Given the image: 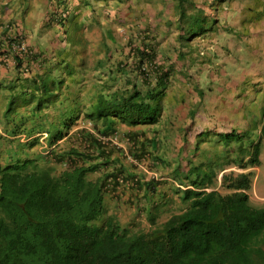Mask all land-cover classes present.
Returning <instances> with one entry per match:
<instances>
[{
  "label": "trees",
  "instance_id": "16d2710c",
  "mask_svg": "<svg viewBox=\"0 0 264 264\" xmlns=\"http://www.w3.org/2000/svg\"><path fill=\"white\" fill-rule=\"evenodd\" d=\"M224 1L35 0L39 27L25 8L23 27L4 25L0 264H264V204L249 195L264 123L256 139L222 121L232 81L190 85ZM205 99L218 114L197 128Z\"/></svg>",
  "mask_w": 264,
  "mask_h": 264
},
{
  "label": "rangeland",
  "instance_id": "374dc122",
  "mask_svg": "<svg viewBox=\"0 0 264 264\" xmlns=\"http://www.w3.org/2000/svg\"><path fill=\"white\" fill-rule=\"evenodd\" d=\"M20 1L25 2V0ZM27 2L28 1H26V3ZM225 3L228 9L226 10L224 8L225 12H222L221 9L219 16H224V13H226V19L229 23L228 25L230 26L226 32L228 44H225L226 40L220 41L216 38L215 41H213L212 38L208 41L201 42V51L204 52V50L207 49L205 53H211V56L209 55V59H204L205 63L203 67L206 68H204L203 71H200L199 74L198 66L195 69L193 68L195 71L191 70L194 81L190 83V85L192 86V89L196 86L207 87L208 85L214 86L215 89H217L220 85H222V78L223 81H232L235 83L239 87L238 94L241 93L242 95V97L241 95H237V99L241 98L240 101H242V105L250 110L252 115L251 118L248 119V125L234 124L233 126L235 129L246 132L248 135L250 134L253 138L257 139L264 122V0H225L224 4ZM32 9L33 8L30 10ZM42 11L44 10L35 8V13L33 15L34 18L29 19L27 16L26 22L28 25L32 24V19L35 22V25L40 24V20L43 17V14L41 13ZM108 11L111 13V16L118 15L121 18H131L132 16L130 12L126 11L123 5L119 8L112 5L111 10ZM167 12L170 11L167 10ZM155 13L156 12L153 11L149 15L150 22L153 25H156L157 17L155 16ZM107 20V13L104 12L102 15V22L104 25L110 22L109 20L107 23ZM1 24L3 23H0V25ZM159 24L162 25L161 29H159L161 31L166 25H163L162 22ZM113 28L116 37L123 43H126L128 36L131 34L128 28L118 24H115ZM216 34H219V32H216ZM88 36L95 44V42L101 38V33H99L98 28L94 26L91 30L89 29ZM167 41L164 42V46H167ZM223 46H228V51L222 52L221 50L223 49ZM212 54H214V56ZM12 65L13 64H9V69H12ZM180 67V62H177V69H180ZM3 68L4 67H2V69ZM3 71L5 72L6 70ZM218 75L220 78H218ZM178 78L180 80L184 79L180 73ZM87 88H89V80ZM243 92L247 93L243 96ZM218 93L221 92L217 91L215 95ZM222 97L223 95L221 96V100ZM210 99H205L206 107L210 104V106L207 107L208 110L205 112L206 115L199 112L196 117L194 127L198 128L200 122L202 124L206 118L207 122H211L212 116L210 115L212 114H210V111L214 108L216 102ZM202 110L204 111L205 109ZM183 115H186V109L183 110ZM207 115H209L210 118ZM184 119L189 121L185 117ZM234 120L235 116L230 119H222L225 124L233 123ZM120 138L121 135H119V140ZM122 142L125 144V141ZM185 152L186 150L184 151V154ZM143 166L145 168L147 166L146 163L143 164ZM145 171L146 170L144 169V172ZM146 173L147 175L152 174L148 169ZM253 178L254 185L249 191L250 202L256 206H260L264 204V141L261 143L260 165L255 169ZM111 213L114 214L113 211H111ZM123 215L126 216L125 212Z\"/></svg>",
  "mask_w": 264,
  "mask_h": 264
},
{
  "label": "crops",
  "instance_id": "0c3cea01",
  "mask_svg": "<svg viewBox=\"0 0 264 264\" xmlns=\"http://www.w3.org/2000/svg\"><path fill=\"white\" fill-rule=\"evenodd\" d=\"M26 1H28V2L26 3ZM5 5H6V8L4 7ZM24 8L26 9L28 18L29 19L34 18L33 17V15L35 13L34 9L36 8L35 0H25V2H22V3H20V0H0V23H3V24L0 25V32L2 31V28L4 27V25L11 23L12 20H17L18 25H20V27H23V25H22L23 19L21 18V16L19 14L25 12ZM31 8H33V9L30 10ZM223 8H225L226 10L228 9L226 7V3L223 4ZM222 12H225V11H222ZM16 14H18L17 15L18 16L17 19L14 18ZM27 16H26V19H25V22H24V24H26V25L28 24L26 22ZM224 16L226 17V13H224ZM224 16H222V21L223 22H221L222 23L221 24V32L219 34L211 33V34H209V36H206L205 38H201V39L197 40L198 44H201V42L208 41V40H210L212 38H213V41H215L216 39H218L220 41L226 40L225 44H228L227 43V38H226V32L228 31L230 26L228 25L229 23L227 22V20L226 21L224 20V18H223ZM11 17H13L12 20H11ZM31 22L35 25V22L33 21V19H32ZM39 26L35 25L36 28L39 27ZM224 28H227V31L226 30L225 31L222 30ZM228 49H229L228 46L227 47L223 46V49L221 51L222 52H226V51H228ZM206 51H207V49L204 50V52H202V53H205ZM212 55L214 56V54H212ZM1 60H2V56L0 55V64H1L0 65V71H3V70H6V71L5 72L4 71L0 72V78H4V79L5 78H9V79H11V77H12L11 68L9 70H8V67L5 68L6 66H3V64L1 63L3 61H1ZM2 67H4V68L2 69ZM237 93L235 94V91L233 90L231 95L227 99H225V100L222 99V102L225 105L228 106L229 105L228 100L231 99L233 96H236ZM246 93L247 92H245V93L243 92V96ZM240 95H241V93H240ZM241 97H242V95H241ZM240 100H241V98L236 100V101H238L236 107H232V104H231L230 105V109L229 108H225V109L222 110L223 112H218L217 108H215V109L213 108L210 111V114H218V113L219 114H223L224 113L226 115V117H230L231 114H233V115L235 114L234 115L235 116V120L232 123V125L233 124H245V125H248L249 124L248 119L251 118L252 112L250 110H248L247 108H245L242 105V101H240ZM209 106H210V104H208L207 107H209ZM215 112H218V113H215Z\"/></svg>",
  "mask_w": 264,
  "mask_h": 264
},
{
  "label": "built area",
  "instance_id": "2783aa9c",
  "mask_svg": "<svg viewBox=\"0 0 264 264\" xmlns=\"http://www.w3.org/2000/svg\"><path fill=\"white\" fill-rule=\"evenodd\" d=\"M26 43L23 41L20 45H19V48L20 49H26ZM114 140H115V142H118V137L117 136H115L114 137Z\"/></svg>",
  "mask_w": 264,
  "mask_h": 264
},
{
  "label": "clouds",
  "instance_id": "9594fccd",
  "mask_svg": "<svg viewBox=\"0 0 264 264\" xmlns=\"http://www.w3.org/2000/svg\"><path fill=\"white\" fill-rule=\"evenodd\" d=\"M24 42L26 43V46H28V44H29L28 41H27V40H24ZM5 63H6V64H8V63H9V64H13V61H10V60L7 59V60L5 61ZM12 66H13V65H12ZM263 123H264V122H263ZM116 136H117V135H116ZM117 137H118V136H117ZM118 142H119V138H118ZM120 144H121V145H125L123 142L120 143ZM252 204H253V203H252ZM260 206H261V205H260Z\"/></svg>",
  "mask_w": 264,
  "mask_h": 264
}]
</instances>
